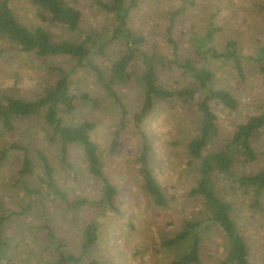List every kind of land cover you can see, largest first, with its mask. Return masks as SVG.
Returning <instances> with one entry per match:
<instances>
[{
	"label": "rangeland",
	"instance_id": "rangeland-1",
	"mask_svg": "<svg viewBox=\"0 0 264 264\" xmlns=\"http://www.w3.org/2000/svg\"><path fill=\"white\" fill-rule=\"evenodd\" d=\"M12 1L20 20L29 27L35 26L28 0ZM79 7L85 13L84 29L110 20L91 4L81 3ZM129 23L137 36L147 39L145 50L158 51L169 58L168 66L160 71V80L172 89L192 87L194 82L170 63L175 55L167 42L168 29L178 43L176 57L180 61L189 58L203 63L194 54L192 39L207 37L211 29L215 32L208 46L225 52L228 42L237 43L242 74L232 60L210 57L205 60L215 73V87L229 90L239 101V108L234 112L222 106L215 108L223 139L230 137L248 117L264 113V72L256 61L264 47V0H140ZM49 30L57 40L68 38L60 29ZM124 51L125 44L119 42L96 62L108 74L109 65ZM75 64L67 57L40 58L24 53L12 43L0 40V98L34 100L59 79L58 69L70 73L73 92L83 91L97 98L98 107L82 106L67 120L69 124L93 121L97 125L92 137L100 146L105 173L119 191L121 215L102 216L83 207L73 219L74 212L68 211L59 200L54 203L53 196L42 200L37 195H27L20 189L22 185L18 184L17 177L22 153L13 149L0 164V214L9 216L4 223L8 247H5L6 258L1 264L50 261L51 252L44 243L46 224L63 238L67 250L78 251L76 246L83 242L84 227L91 222L97 223L99 237L87 255L100 264H173L176 251L165 250L163 242L182 230L185 219H204L207 214L202 198L188 196L199 179L187 154L188 142L197 135V118L177 103L161 102L139 129L134 121L142 105L138 91L133 86H117L128 111L121 125L120 109L97 83L95 75L89 69L76 70ZM42 125V122H28L22 123L16 131L0 132V151L15 145L27 146L32 152L41 150L53 161L55 178L70 199L76 195L99 199L100 183L87 172L81 149L70 148L68 161L73 169L66 170L60 164L61 145L45 138ZM143 134L151 146L149 166L169 200L166 208L157 207L143 190L138 163ZM254 142L259 158L249 166V173L264 168V129L254 135ZM33 181H37L36 177ZM232 183L229 177L222 178L218 189L233 205V218L248 243L252 264H264V196L259 207L253 208L254 190ZM207 226L208 223H204L201 229V264H219L227 253L225 236L219 227Z\"/></svg>",
	"mask_w": 264,
	"mask_h": 264
},
{
	"label": "trees",
	"instance_id": "trees-1",
	"mask_svg": "<svg viewBox=\"0 0 264 264\" xmlns=\"http://www.w3.org/2000/svg\"><path fill=\"white\" fill-rule=\"evenodd\" d=\"M139 2L140 0H28L36 20V25L29 27L16 14L12 0H0V40L8 41L17 50L40 58L67 57L76 62V70L89 69L107 96L120 109L121 125L128 111L116 90L117 86H133L138 91L142 105L140 112L134 116V121L139 129L143 120L161 102L177 103L184 110L193 113L197 118V135L188 142L187 154L199 179L188 196L202 198L207 214L204 219H185L182 230L166 239L162 244L163 248L176 251L173 264H201V229L204 228V223H208V228L217 226L225 236L227 253L219 264H252L248 243L233 218V205L224 199L218 186L222 178L229 177L233 185L252 188L256 200L251 206L259 207L264 196V168L256 173H249L248 168L259 158L254 146V135L264 129V113L248 117L230 137L223 139L215 108L222 106L234 112L239 108V101L229 90L215 87V73L205 61L207 57L232 60L236 70L242 74L243 63L237 52V43L228 42L225 52L208 46L215 32L211 29L207 37L192 39L194 54L203 63L199 64L195 59L189 58L180 61L176 57L178 43L172 38L171 29H168L167 42L173 47L175 55L170 63L181 74L193 79L194 85L178 89L164 86L161 84L160 71L168 66L169 58L160 55L158 51L145 50L147 39L137 36L129 23ZM81 3L91 4V7L104 13L110 20L94 28L84 29L85 13L79 7ZM49 28L64 31L68 38L57 40ZM119 42L125 44V51L112 61L106 74L96 59L104 58L107 51ZM256 61L264 72V47L260 49ZM58 72L59 79L34 100L0 98V132L16 131L22 123L42 122L45 138L50 143L61 145L60 164L66 170L73 169L68 161L70 148L81 149L87 172L100 183L99 199L89 200L77 195L70 199L55 178L53 161L41 150L32 152L27 146H10L9 149L0 151V164L9 151H21L22 159L17 176L18 184L22 185L20 189L27 195H37L42 200L53 196L54 203L59 200L68 211L74 212L73 219L83 207H89L102 216H119V191L106 175L100 146L92 137L97 125L93 121L69 124L67 120V117L82 106H91L92 109L98 107L97 98L83 91L73 92L69 81L70 73L63 69H58ZM150 150L148 139L143 134V146L138 157L143 190L157 207L166 208L169 204L168 197L149 166ZM75 175L77 176L76 173ZM35 177L38 182L33 181ZM8 219L9 216L0 214V264L7 253L5 247H8V239L4 235V223ZM45 229V248L51 252L52 257L46 264H100L87 255L98 241L97 223L91 222L84 227L83 242L76 246L78 251L67 250L63 238L51 225L46 224Z\"/></svg>",
	"mask_w": 264,
	"mask_h": 264
}]
</instances>
